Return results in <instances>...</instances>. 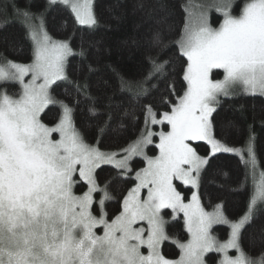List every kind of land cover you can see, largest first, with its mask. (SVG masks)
<instances>
[{"label":"snow or ice","instance_id":"1","mask_svg":"<svg viewBox=\"0 0 264 264\" xmlns=\"http://www.w3.org/2000/svg\"><path fill=\"white\" fill-rule=\"evenodd\" d=\"M59 6L76 26L93 30L99 24L95 0H44L43 6L0 0V30L19 23L33 46L28 64L0 54V264H209L210 253L219 257L212 264H264V247L253 253L244 246L246 230L264 215L256 134L249 124L244 144L230 145L229 129L236 126L218 129L213 115L237 85L264 96V0H185L179 39L151 30L148 46L156 54L148 57L145 76L132 81L116 73L119 91L131 97L123 110L98 94L108 82L91 81V64L80 75L70 72V58L86 61L88 52L83 37L77 51L72 37L58 40L48 33L47 14ZM211 11L222 16L219 27L212 26ZM173 48L184 58L180 94L171 79L173 59L164 58ZM215 70H223V79L214 78ZM160 82L167 83L157 99L152 92ZM10 83L20 91L10 93ZM62 85L68 86L64 99L56 94ZM81 103L96 121L94 143L75 120ZM50 105L60 113L48 124L42 114ZM138 123L126 146H102L99 137ZM157 125L160 131L153 130ZM150 146L158 154L149 155ZM221 153L240 158L242 186L251 180L254 189L235 219L222 203L209 212L201 200L202 174ZM103 166L115 174L101 179ZM118 190L119 207L110 215L106 205L117 200ZM166 210L173 218L183 215L187 241L170 235ZM221 224L230 229L226 239L213 233ZM166 242L179 248L178 259L165 253Z\"/></svg>","mask_w":264,"mask_h":264},{"label":"trees","instance_id":"2","mask_svg":"<svg viewBox=\"0 0 264 264\" xmlns=\"http://www.w3.org/2000/svg\"><path fill=\"white\" fill-rule=\"evenodd\" d=\"M34 2L43 6L44 0H34ZM237 2L240 3L242 0ZM19 3L22 5L24 0H19ZM184 3L185 0H95V12L99 24L93 30L76 26L70 12L59 6L48 12L46 29L54 39L64 40L72 37L73 47L77 51L83 37L88 52L87 60L81 61L79 57H71L70 72L73 76L80 75L86 71L85 64H91L96 69L90 76L91 81L94 84L98 80L108 82L107 87L103 83L100 84L98 94L102 97H111V103L121 105L123 110L128 107L131 97L128 93L119 91L116 73L132 81L140 80L145 76L150 67L148 57L156 54L155 50L148 46L151 30L160 28L170 40L179 39L178 34L183 27ZM211 22L217 26L222 22V16L213 11ZM32 47L21 24L11 23L0 30V54L6 55L8 59L28 64L32 61ZM168 57H172L175 65L171 79L175 83L177 94H180L184 87L180 67L184 58L177 54L175 48L164 56V58ZM214 76L220 78L222 72L217 70ZM166 83L160 82L159 91H153L152 96L158 99L165 91ZM6 87L10 93L20 91L17 83H10ZM65 88L68 86L62 85L56 89L58 98H65L63 95ZM59 113L58 106L50 105L45 110V114H42V119L45 123L51 124L56 121ZM137 115L140 116L139 110ZM213 115L218 129L221 124L227 125L229 122L236 126L229 129L230 134L227 137L228 143L233 146H242L248 135V125L253 126L260 168L264 169V96L240 91L230 97H221V106ZM75 120L87 140L94 143L98 138L96 121L90 117L85 104H80L75 113ZM141 126L142 124L138 123L136 128L129 126L119 132L109 131L99 137L101 144L106 149L116 145L126 146V142L135 138V132ZM200 150L203 154L205 147L202 145ZM157 151L152 146L148 149L149 155L157 154ZM140 159L137 158L138 161ZM98 171L101 179L115 174L111 166H103V170ZM244 176L245 168L237 155L221 153L213 157L202 174L200 192L203 205L207 209H213L216 204L222 203L226 215L230 218L235 219L243 215L254 190L251 180L242 186ZM127 186L121 182V188ZM113 195L117 200L106 205L110 215L119 207V190ZM166 213L165 218L170 221L168 225L170 235L181 241H187L189 234L186 232L183 215L173 218L171 210H167ZM213 232L218 238L226 239L230 229L227 225H215ZM262 232H264V215L246 230L245 248L251 246L250 250L253 253L259 252L264 247ZM164 251L173 259L178 258L180 254L179 248L172 242L165 243ZM209 256L211 257L209 263L212 264V260L217 259L218 254L210 253Z\"/></svg>","mask_w":264,"mask_h":264},{"label":"rangeland","instance_id":"3","mask_svg":"<svg viewBox=\"0 0 264 264\" xmlns=\"http://www.w3.org/2000/svg\"><path fill=\"white\" fill-rule=\"evenodd\" d=\"M196 2H198V3H203V4H211L212 2H213V0H196ZM213 11H211L210 12V22H211V13H212ZM211 24H212V22H211ZM212 26L213 27H219V24L217 25V26H215V25H213L212 24ZM31 63V62H30ZM215 71H217V70H215ZM219 71H221L222 72V76L220 77V78H218V77H215L214 76V78L215 79H223V75H224V73H223V70H219ZM26 80L28 79V77H26L25 78ZM240 91H242V86H240V85H237V86H235V92H240ZM234 92V93H235ZM153 130L154 131H160L161 130V128H160V126H154V128H153ZM158 140V139H157ZM157 143H158V141H157ZM157 154H158V151H157ZM233 154V153H232ZM204 206V205H203ZM205 207V206H204ZM205 210L206 211H212L213 209H207L206 207H205ZM167 211V210H166ZM214 233V232H213ZM98 234H102V232L100 231V230H98ZM215 234V233H214ZM189 238H190V235H189ZM188 238V239H189ZM179 258V257H178ZM178 258H176V259H178ZM219 257L217 256V259H218ZM210 264V263H209Z\"/></svg>","mask_w":264,"mask_h":264}]
</instances>
